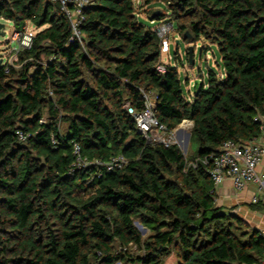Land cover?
I'll use <instances>...</instances> for the list:
<instances>
[{
	"label": "trees",
	"instance_id": "16d2710c",
	"mask_svg": "<svg viewBox=\"0 0 264 264\" xmlns=\"http://www.w3.org/2000/svg\"><path fill=\"white\" fill-rule=\"evenodd\" d=\"M92 1L82 46L58 5L0 0V18L43 28L19 67L0 65V264H164L172 253L177 264H258L264 237L218 205L209 170L224 141L261 135L264 0H141L187 44L217 45L221 75L210 70L188 98L177 67L158 70L161 39L134 1ZM145 94L168 131L192 121V156L138 131ZM74 142L128 163L72 170Z\"/></svg>",
	"mask_w": 264,
	"mask_h": 264
},
{
	"label": "built area",
	"instance_id": "2783aa9c",
	"mask_svg": "<svg viewBox=\"0 0 264 264\" xmlns=\"http://www.w3.org/2000/svg\"><path fill=\"white\" fill-rule=\"evenodd\" d=\"M53 4L58 5L59 10L68 19L72 37L71 40H78L82 46L84 42L82 40L81 25L85 19L84 9L93 3L92 0H49ZM14 26L12 41L18 43V48L14 50V59L18 60V55L25 49H30L33 46L34 37L36 34L29 32L26 29V25L22 28L17 27L13 21ZM172 26L169 22H164L154 27L157 35L161 39V43L168 36ZM3 63L8 65L3 58ZM164 63L158 65V70L165 71ZM145 109L140 113H135L134 118L136 120L137 129L148 143H158L165 146L172 144H178L176 139V129L174 131H168L166 127L157 120L154 115V97L150 94H145ZM255 120L261 123V135L259 138L248 142H239L233 139L224 141L217 153L213 155L212 167L209 170V175L213 181L214 187L217 192V202L220 201V189L226 182H230L232 189L235 193L242 192L248 184H253L256 187V192L251 195L249 202L255 205L264 206V168L260 169V165L264 160V114L257 115ZM20 141H25L28 138V134H25L22 130L16 131ZM55 142V140H54ZM73 156L74 162L72 164L73 169L88 168L91 166H97L103 168L106 171H115L122 169L127 165L128 160L123 155H114L107 160L100 158H89L86 156L79 143H73ZM260 235L264 237V217L262 227L259 229ZM141 231V230H140ZM142 232V231H141ZM118 262L116 264H121ZM233 264H244L235 262ZM258 264H264V254Z\"/></svg>",
	"mask_w": 264,
	"mask_h": 264
},
{
	"label": "rangeland",
	"instance_id": "374dc122",
	"mask_svg": "<svg viewBox=\"0 0 264 264\" xmlns=\"http://www.w3.org/2000/svg\"><path fill=\"white\" fill-rule=\"evenodd\" d=\"M133 1L137 9L139 19L149 24V9L147 7L140 6L142 4L141 0ZM164 22L168 21L165 19L160 20L152 26L154 28ZM0 23L5 24L4 31L6 32L5 36H0V59L5 58V60L7 62H10V64H14L15 67H19L20 64L18 63V60L14 59L15 53L13 50L18 48V43L13 42L11 38V36L13 35L14 26L11 22H7V19L4 18H0ZM26 29L34 34L39 30L30 22L27 23ZM178 41H180V43H178ZM190 46H192L193 48V63L190 61L187 54V49ZM161 62L166 65L170 64L178 68L180 77L183 82V91L187 98L190 97L189 92L190 90H192L195 81H198V83H205L207 81V76L210 70H214L220 75L223 71V64L218 52L217 45L208 43L204 39H201L197 43L187 44L178 34L176 27L171 28L168 36L162 42ZM187 80H189V82H187ZM190 124L191 123L189 121H184L177 127L179 128V131L175 134V141L178 142V145L187 156H192L197 150V144L192 143L190 139H187V134L191 132ZM61 128L62 130L65 128L64 122H61ZM218 205L224 206L227 210L239 214L247 221H249L250 225L254 228L259 229L262 227L263 218L258 210H254L250 207L249 199L236 201L235 199L229 200L228 198L227 201L220 200L218 202ZM136 225L138 226L137 220ZM142 234L145 238L146 236H148V234H150V231L146 230V232H142ZM131 251L138 252L136 248H132ZM164 264H177L175 253H172L171 255L166 257Z\"/></svg>",
	"mask_w": 264,
	"mask_h": 264
},
{
	"label": "crops",
	"instance_id": "0c3cea01",
	"mask_svg": "<svg viewBox=\"0 0 264 264\" xmlns=\"http://www.w3.org/2000/svg\"><path fill=\"white\" fill-rule=\"evenodd\" d=\"M149 20V19H148ZM149 22L156 24V22L149 20ZM43 28H40L38 31H40ZM37 31V32H38ZM35 32V34L37 33ZM185 121H189V120H185ZM190 124V130L192 129L193 123L192 121H189ZM191 133V132H190ZM188 136V134H187ZM191 136V135H190ZM260 169L264 168V160L262 161L260 167ZM256 192V187L253 184H248V186L239 193H235L232 189V185L231 183L228 181L224 184V186L220 189V200L222 201H227L228 198L229 200L231 199H235L236 201H240V200H250V197L252 194H254ZM251 207V206H250ZM252 208V207H251ZM254 210H258V212L261 214L262 218L264 217V206L263 205H258L255 208H252ZM260 229V228H259Z\"/></svg>",
	"mask_w": 264,
	"mask_h": 264
},
{
	"label": "water",
	"instance_id": "95a60500",
	"mask_svg": "<svg viewBox=\"0 0 264 264\" xmlns=\"http://www.w3.org/2000/svg\"><path fill=\"white\" fill-rule=\"evenodd\" d=\"M4 29H5V24L4 23H0V36H5V34H6V32L4 31ZM187 36H190V34L189 33H187ZM178 43H180V41H178ZM192 50H193V48H192V46H190L189 47V59H190V61L193 63V57H192ZM3 63V59H0V65ZM198 83V81H195V83H194V85H196ZM179 131V128H176V132H178ZM190 135H191V133H188V138L187 139H190ZM188 141V140H187ZM186 149V148H185ZM235 214H237V213H235ZM138 227H139V229L144 233V232H146V228L145 227H143L139 222H138Z\"/></svg>",
	"mask_w": 264,
	"mask_h": 264
}]
</instances>
